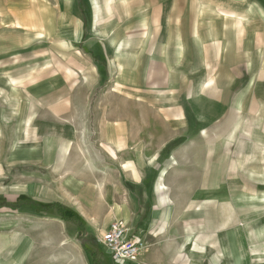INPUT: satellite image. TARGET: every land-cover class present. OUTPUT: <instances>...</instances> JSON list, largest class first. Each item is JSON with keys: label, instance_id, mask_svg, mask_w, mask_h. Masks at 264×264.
<instances>
[{"label": "rangeland", "instance_id": "1", "mask_svg": "<svg viewBox=\"0 0 264 264\" xmlns=\"http://www.w3.org/2000/svg\"><path fill=\"white\" fill-rule=\"evenodd\" d=\"M145 1L135 12L131 0H97L94 25L93 0H0V264H118L95 240L111 210L128 212L146 245L122 264H264V121L252 103L264 95V65L229 66L210 38L214 17L237 27L244 18L263 50L264 0H182L194 7L181 18L174 0ZM186 13L200 20L202 52L185 44L195 58L177 61L179 46L161 43ZM118 140L126 148L113 149ZM89 183L94 228L77 199Z\"/></svg>", "mask_w": 264, "mask_h": 264}, {"label": "crops", "instance_id": "2", "mask_svg": "<svg viewBox=\"0 0 264 264\" xmlns=\"http://www.w3.org/2000/svg\"><path fill=\"white\" fill-rule=\"evenodd\" d=\"M131 1L132 2H130V6H132L134 8L135 12L141 11V9H142L141 5H143L146 2L145 0H131ZM93 2L95 4V10H94V17H95L94 18V25H95L97 18H98L97 16L99 14L100 8H98L97 0H93ZM159 2H161V0H159ZM186 5L187 4L182 3V0H181V4H179V0H174V8H173V11H171V14L172 15H175V14L178 15L179 13H183L184 11H186L188 9H189L188 12H190V10L193 9V7H194L192 3H189V6H186ZM161 6L162 5H160V4L158 5V9H159L160 13L162 10ZM145 13H146V11H143L142 15L144 16ZM160 13H159V15H160ZM187 14L188 13L185 14V17L183 19H180V20H183L182 23H179V21L175 22V28H172L171 32H170V34L173 36L170 37L168 34L166 40H164V42L162 41V43H161V46L164 47L163 52H165V47H167L166 48L168 50L167 52H169L170 49L175 50V48H176L175 45L179 46L178 49L175 51V55H174L175 56L174 59L177 61H181L182 57L185 55V54L183 55L184 50L182 48V46H185V44L190 45V43H192V45H194L193 43H196L197 45H194V46H195V49H196L198 55H201V52H202L201 38L202 39H204V38H203L202 33H199V29H198V25H197L199 23L198 21H200V20L196 19V21L193 22V20L190 18L192 15L187 16ZM176 18H181V16L178 15ZM161 19H162V16H161ZM244 21H246V19L240 18V21H239L240 26L237 27V23H238L237 20L234 24V23H232L231 19L224 18L223 20H221V19L216 20L215 17L212 19L211 27L216 28V29L213 31L214 37L212 36V34H210L211 35L210 38H212L213 41L215 40L213 44L215 45V48L217 49L216 54L221 57V51L226 50L227 51V55H226L227 57L226 58L228 59L229 66H232V67H234L239 62H243L244 63V64L242 63L243 65H245L246 67L250 66V68H251V65L254 62L256 63V60L261 61L264 65V52H263L264 49L257 53V49L261 45L260 41L262 39V33L260 32V29L250 31L248 33L249 29L242 28V24ZM191 25H193V26L191 27ZM186 26L189 27L190 31L186 35L183 36L181 29H182V27L186 28ZM235 27L240 28V29H238V31H236ZM146 29L147 28H146V22H145L143 24V31H145ZM219 29H222V30H219ZM168 32H169V30H168ZM220 32H223V34L218 36V34ZM200 34H201V37H200ZM136 45L137 44L135 41H133L131 43V46H136ZM142 45H144V44H142ZM173 47H175V48L173 49ZM205 53H204V56H206ZM185 56H187L188 59L195 58V56L193 54H191L190 56L189 55H185ZM199 57L202 58L203 55L199 56ZM218 59H220V58H218ZM48 64H49V66H47V67L53 66V64H51V62H48ZM223 66H224V64H223ZM260 78H261V76H260ZM245 79L246 78H244L243 80H245ZM252 79H256V77L252 76L249 79L250 80L249 83L252 82ZM246 96L252 97L253 92L247 93ZM237 103H238V106H241L243 104V101L239 100ZM252 103L258 105L257 109L259 107H261L259 109L260 111H259V114L257 115V118H258V120L264 121V95H258L256 97H254V99H252ZM239 117H240V115H238L236 117L237 120L238 119L242 120V118H239ZM239 134H240V132H238L237 136H239ZM112 143H113L112 146L114 147L113 149H116V151L118 148H119V150H123L127 146L126 145L127 140L112 141ZM116 144L118 145V148H117ZM28 146H32V145L31 144H25L23 147H28ZM243 146L244 145H243L242 141H239L238 146H237L238 150L243 151ZM240 158H242V157H240ZM239 162L241 163V165H243L244 163H248V165H247V167H249L248 172L251 174L256 173V172L252 173L253 172L252 168L253 169L258 168L256 165L257 164L256 162L250 163V162H248V160L246 158H243ZM238 178L241 180V182L244 183L245 191L251 192L252 187H251V183L248 182L249 179L247 180V178H244L241 175ZM129 179H130L129 181L132 182L133 184H135V183L140 184L142 182L140 179L139 173L136 171L132 172ZM97 194H98V191H97V188H96L94 183H89L87 185L80 186V188L77 191V199H79V201H81L80 203L82 204L83 208L87 211V213H89V215H91L90 218L92 219V221L89 224V226L93 227V228L95 226H100V224H101V219L97 218L96 215H94V213H93L95 200L96 199L99 200V198L97 197ZM71 209L74 210L73 208H71ZM74 211H77V210L75 209ZM127 213H125V216H124L120 211H116V210L107 211L105 219L102 222L103 223L102 229L101 228L95 229V231H96L95 232V240L98 241L97 237L100 236L102 233H104L108 229V226L110 225L111 221H113L114 219L115 220H124L125 224L127 225V223H126L127 221L125 220L127 217H129ZM82 220H83V217H82ZM130 232H131V235L135 236V231H133L131 228H130ZM94 253L97 255L96 251ZM105 254L106 255L108 254L109 257L112 258L110 251L107 248H106ZM96 258H98V257L96 256ZM98 260L100 261L99 258H98ZM112 261H114L113 258H112ZM114 262L118 263V264H122V263H126V262L128 263V261H124L122 263L116 262V261H114ZM102 264H104V263L102 262Z\"/></svg>", "mask_w": 264, "mask_h": 264}, {"label": "built area", "instance_id": "3", "mask_svg": "<svg viewBox=\"0 0 264 264\" xmlns=\"http://www.w3.org/2000/svg\"><path fill=\"white\" fill-rule=\"evenodd\" d=\"M97 240L110 251L114 261L121 263L136 260L146 247L139 237L131 235L130 228L122 220L111 221Z\"/></svg>", "mask_w": 264, "mask_h": 264}, {"label": "trees", "instance_id": "4", "mask_svg": "<svg viewBox=\"0 0 264 264\" xmlns=\"http://www.w3.org/2000/svg\"><path fill=\"white\" fill-rule=\"evenodd\" d=\"M3 201V200H2ZM19 203H21V200L18 199V202H15V204H10V203H7L6 201H3V204L4 205H7V206H11V207H16L19 205ZM2 204V205H3ZM27 204H35L37 206H39L40 208H43L44 210L47 209V210H54L56 214L58 215H61L63 218L65 219H68V220H71V221H74L75 223H82V216L77 212V211H74L68 207H65L63 206L61 203L58 204V203H49V204H45V205H41L37 202H34L33 200H30ZM95 264H98L95 262Z\"/></svg>", "mask_w": 264, "mask_h": 264}]
</instances>
